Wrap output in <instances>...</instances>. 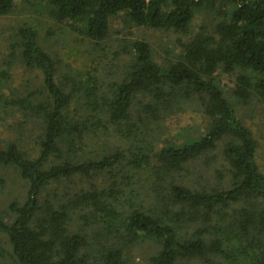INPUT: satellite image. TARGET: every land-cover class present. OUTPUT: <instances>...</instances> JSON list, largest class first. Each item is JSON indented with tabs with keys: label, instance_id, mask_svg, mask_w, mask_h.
I'll return each instance as SVG.
<instances>
[{
	"label": "trees",
	"instance_id": "1",
	"mask_svg": "<svg viewBox=\"0 0 264 264\" xmlns=\"http://www.w3.org/2000/svg\"><path fill=\"white\" fill-rule=\"evenodd\" d=\"M18 1L45 7L56 21H67L96 45L107 38L114 17H125L131 26L180 32L188 31L203 9L214 12L217 21L211 29L205 27L184 41L181 54L164 65L154 60L147 41L125 40L121 50H127L130 62L108 93L102 91L104 106L97 111V124L92 115L82 120L70 117L72 93L56 82L55 62L40 46L37 30L32 25L18 30L21 59L42 75L41 93L34 95L36 100L43 95L42 99L26 103L43 125L37 156H29L15 141L0 148V167L17 170L28 186L22 202L14 200L6 211H0V232L7 237L12 264H87L84 251L93 240L91 235L102 229L99 217L106 227L114 228L113 236L119 242L109 243V234L103 233V239L96 241L101 243L98 264H131L125 259L124 246L139 238L159 246L150 264L201 258L221 251L233 239L250 246L244 260L247 264H264V173L257 162V141L216 82L218 69L238 70L239 95L246 96L244 88L250 85L264 102V0H0V16L9 14ZM94 93L87 97L92 96L91 108H96ZM195 96L202 99L209 119L203 134L159 150L147 145L139 148L145 141L141 125L148 129L151 119L173 104L180 108ZM108 123L116 132L126 130V138H136L128 155L117 149L99 159H79L83 137L98 128L105 132ZM220 141L229 167L228 185L194 189L184 181L188 164ZM130 168H144L152 174L151 184L157 187L159 198L151 211L116 210L107 202L114 200L108 189L78 193L71 201L44 196L48 187L64 179ZM173 173L179 177L167 181L166 176ZM237 205L238 230L233 236L223 229L227 238L208 241L206 228L188 232L190 223L210 224L213 215L223 216ZM76 208L85 210L86 230L69 227ZM9 215L10 220L6 219Z\"/></svg>",
	"mask_w": 264,
	"mask_h": 264
},
{
	"label": "rangeland",
	"instance_id": "2",
	"mask_svg": "<svg viewBox=\"0 0 264 264\" xmlns=\"http://www.w3.org/2000/svg\"><path fill=\"white\" fill-rule=\"evenodd\" d=\"M215 16V18H214ZM214 12L204 9L196 13L188 31H175L173 29H152L145 26H131L126 24L123 16L114 17L109 26L108 36L97 45L74 30L67 21H56L45 7L31 6L18 1L14 9L5 16H0V148L8 142L20 143L29 156L35 157L39 152L38 137L41 134V124L29 108L27 100L36 102L41 100L34 95L41 93L43 79L41 73L28 67L21 59V45L18 30L25 25H32L38 33L40 46L50 54L55 62V80L66 93H72L70 117L82 120V117H93L92 122L97 124V111L104 105L100 95L108 93L109 86L118 81L125 74L124 66L130 62L127 50L122 51L121 45L129 40H145L153 51L154 60L164 65L167 61L177 58L181 54L182 43L193 34L215 23ZM126 40V41H125ZM16 46V47H15ZM240 71L225 72L221 68L216 72V82L221 87L224 95L233 102L239 120L251 130L257 141V162L264 173V102L252 90L250 85L244 89V97L238 93V75ZM87 80V83L84 81ZM87 86H90L86 89ZM91 91L96 93L94 106L88 104L92 101L87 97ZM94 93V94H95ZM167 112H161L157 119H151L149 128L141 125L145 145L159 150L169 144H179L189 137L199 136L206 130L209 119L204 112L202 99H193L184 102L180 108L175 107ZM135 117V116H134ZM102 123V122H100ZM107 123V122H104ZM93 129L92 127L88 130ZM90 130L83 137V148L79 149V159H99L104 154L121 150L128 155L130 143L136 144V138H126V130L116 132L110 123L105 132ZM223 141L216 147L197 157L188 164L186 179L184 181L198 190H211L226 187L229 183V167L223 158ZM152 174L144 169L127 171L120 169L103 172L92 176H74L52 184L44 192L46 198L57 196V201H67L82 192L93 190H110L109 196L114 198L116 210L125 212L131 209L151 211L158 205V189L151 184ZM179 177L173 173L166 176L167 181ZM120 183L118 187L115 184ZM165 186L166 183H163ZM27 181L23 180L17 170L10 167H0V211H6L9 204L14 201L22 202L26 197ZM157 191V193H156ZM234 206L226 210V214L213 215L210 224L202 220L190 223L188 232L197 229L208 230L207 240L227 238L223 229L231 236L236 232L239 216ZM157 209V208H156ZM159 210V209H157ZM79 208L73 210L69 227L72 230H86L84 213ZM224 212V213H225ZM99 217V216H98ZM11 216L6 219L10 220ZM102 229L96 233L93 240L88 241L85 248L87 264L100 263L103 233H108L109 243H118V236L114 235V228L104 225L100 218ZM211 225V226H210ZM215 229V230H214ZM242 238V237H241ZM125 259L131 264H150V257L158 250L159 246L151 241L139 238L124 246ZM9 243L7 237L0 232V264H12L9 256ZM250 251V246L245 241L229 240L222 245V250L208 254L201 258L181 259L177 264H247L245 257Z\"/></svg>",
	"mask_w": 264,
	"mask_h": 264
}]
</instances>
